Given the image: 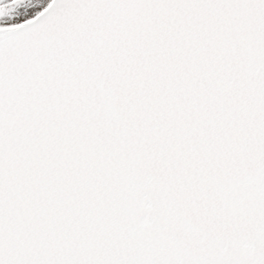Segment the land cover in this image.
Returning a JSON list of instances; mask_svg holds the SVG:
<instances>
[{"label":"snow or ice","instance_id":"1","mask_svg":"<svg viewBox=\"0 0 264 264\" xmlns=\"http://www.w3.org/2000/svg\"><path fill=\"white\" fill-rule=\"evenodd\" d=\"M0 264H264V0H0Z\"/></svg>","mask_w":264,"mask_h":264}]
</instances>
